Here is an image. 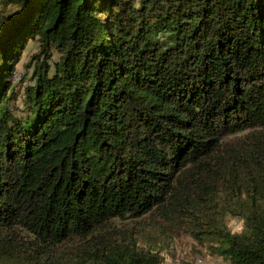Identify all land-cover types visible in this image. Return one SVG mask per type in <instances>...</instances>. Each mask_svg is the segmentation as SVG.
Segmentation results:
<instances>
[{"label":"trees","instance_id":"obj_1","mask_svg":"<svg viewBox=\"0 0 264 264\" xmlns=\"http://www.w3.org/2000/svg\"><path fill=\"white\" fill-rule=\"evenodd\" d=\"M149 231L264 264V0H0V264H165Z\"/></svg>","mask_w":264,"mask_h":264},{"label":"rangeland","instance_id":"obj_2","mask_svg":"<svg viewBox=\"0 0 264 264\" xmlns=\"http://www.w3.org/2000/svg\"><path fill=\"white\" fill-rule=\"evenodd\" d=\"M39 42L37 40H30L28 46L24 52L21 62L17 66V72L15 80L19 79L20 76L26 72L27 78L25 83L29 82L31 69L26 71L24 64L28 62L29 55L37 50ZM19 105L21 100L17 102ZM238 222V221H237ZM233 221L231 218L228 219L229 225L236 230H239V224ZM156 231H149L142 235L141 242L146 246H149L160 252L164 259L165 264H179L184 261H190L194 264H229L224 263L221 258L211 254L205 247L199 245L191 236L183 234L180 236H160Z\"/></svg>","mask_w":264,"mask_h":264}]
</instances>
